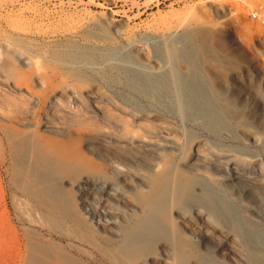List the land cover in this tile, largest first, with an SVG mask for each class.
Listing matches in <instances>:
<instances>
[{"label":"rangeland","instance_id":"rangeland-1","mask_svg":"<svg viewBox=\"0 0 264 264\" xmlns=\"http://www.w3.org/2000/svg\"><path fill=\"white\" fill-rule=\"evenodd\" d=\"M174 40L196 56L195 62L183 56L177 65L190 104L183 115L164 53ZM73 47L91 60H50L43 67L41 59ZM105 51L107 58L100 53ZM216 88L236 103L239 123L223 115ZM36 128L70 149L80 144L95 164L110 169L120 163L126 179L109 180L126 188L138 183L146 190L141 181L147 173L166 159L174 161L196 178L197 192L220 195L248 232L249 242L225 228L215 231L193 217L200 213L199 200L188 196L182 222L202 251L193 261L264 264V0H0V182L24 243L25 226L34 225L23 217L34 220L38 212L32 198L16 188L13 161L22 156L10 133L29 138ZM50 174L66 187L75 183ZM85 192L113 222L118 213L124 224L143 213L140 206L129 207V213L137 210L129 218L114 203H100L105 196L98 188ZM37 228L40 238L73 252L69 239ZM159 245L170 247V241L161 238ZM251 251L257 256L246 257ZM94 255V264H108ZM152 264H169L167 252Z\"/></svg>","mask_w":264,"mask_h":264},{"label":"bare ground","instance_id":"bare-ground-1","mask_svg":"<svg viewBox=\"0 0 264 264\" xmlns=\"http://www.w3.org/2000/svg\"><path fill=\"white\" fill-rule=\"evenodd\" d=\"M182 35L187 43L191 42V35L186 29L182 30ZM178 42L174 40L166 44L164 53L167 65L171 68V86L176 92V108L178 113L183 115L188 112L190 104L184 88L179 83L180 73L177 65L183 56H190L194 62L196 56L193 54L194 50L192 53ZM16 47L21 53L27 50L24 44H17ZM66 47L70 48L69 45ZM73 49L57 56L44 57L41 59L43 67H46L50 60H53L54 64L71 62L69 64L72 65H77V60H91L88 55L79 52L78 47ZM100 53L103 58L110 54L106 51ZM27 61L24 60L26 63ZM69 72L76 79H82L76 70L70 68ZM214 93L223 115L239 123L242 114L238 112L232 97H225L222 90L217 88ZM33 132L29 138L15 131H12L10 136L19 142L16 148L22 156H19L20 160L13 161L16 188L32 198V206L38 213L34 220L31 217H23L25 222L34 225L25 226L24 231L28 234L24 243L11 220L5 191L0 182V264H22L23 257L27 259V264H94V253L108 264H152L154 256H161L165 252L169 264H198L193 259L201 258L200 241H194L187 235L182 222L185 214L180 212H187V199L190 195L198 197L199 200L197 211L200 213H193L195 219L211 223L216 227L215 231L218 228L233 231L241 240L248 241L247 230L241 229V221L232 216L231 207L222 197L214 195L209 198L204 196V193L197 192L194 187L196 178L174 161L166 159L161 167L147 173L145 180L141 181L146 184V190L138 183L126 188L109 180L119 176L126 179L124 167L120 163L114 162L111 168L107 169L93 163L91 158L84 154L80 144L76 143L70 149L65 143L44 136L37 128ZM51 171H54L58 178L68 176L75 183L66 187L63 181L54 182ZM131 179L136 181L137 178ZM94 187L105 196L100 203H114L117 211L127 214L129 218H133L137 210L133 208L132 213H129L127 209L140 206L142 215L137 214L136 219L124 224L122 215L118 213L113 222L104 210L97 209L92 198L86 195L85 189L91 190ZM248 219L250 220L249 217ZM37 227L69 239L68 244L73 252L65 250L55 240L40 238ZM161 238H167L170 247L160 246ZM229 249L234 252L233 246H229ZM248 255L254 257L257 253L251 251L246 257Z\"/></svg>","mask_w":264,"mask_h":264}]
</instances>
